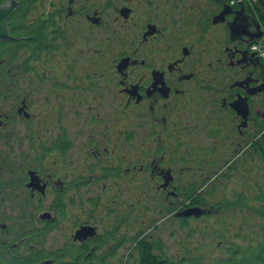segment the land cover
I'll return each mask as SVG.
<instances>
[{
	"label": "flooded vegetation",
	"instance_id": "obj_1",
	"mask_svg": "<svg viewBox=\"0 0 264 264\" xmlns=\"http://www.w3.org/2000/svg\"><path fill=\"white\" fill-rule=\"evenodd\" d=\"M254 1L35 0L25 35L7 18L23 38L0 39V264H125L128 195L173 206L194 164L255 163Z\"/></svg>",
	"mask_w": 264,
	"mask_h": 264
},
{
	"label": "trees",
	"instance_id": "obj_2",
	"mask_svg": "<svg viewBox=\"0 0 264 264\" xmlns=\"http://www.w3.org/2000/svg\"><path fill=\"white\" fill-rule=\"evenodd\" d=\"M4 1L6 0H0V4ZM14 1L16 7L8 17L10 33L25 35L23 31L17 32L16 27L24 26V18L29 16V10L32 9L35 0ZM253 4L261 14V9L264 10V1L255 0ZM257 145L259 149H255V163L258 159L264 165V132L259 134ZM243 154L245 156L240 157V163L246 167L242 170L237 172L236 159H232L231 153H225V158L220 164L207 165L209 169L207 176L203 174L199 179L193 178L191 183L176 186L177 199L174 200L173 206L167 207L166 203L159 206L162 215L164 211L168 215L172 211L175 213L189 206L204 209V212L196 217L174 216L173 213L172 218L168 217L174 226L179 228V232H184L179 238L182 251L169 253L160 237L161 231L132 233L129 234V260L125 264H264V173L257 175L253 169L255 163H250L248 151H244ZM196 166L200 167L199 164L193 165ZM211 174L214 176L209 179ZM236 177L241 179L237 180ZM234 179L237 188H227V182ZM215 192L216 198L209 200ZM202 218L208 219L203 226L205 229L203 236L215 238L220 244L221 253L217 258L204 260L182 247L184 245L182 240L189 237L192 231L188 223ZM244 232L245 237H242ZM233 239H240V242Z\"/></svg>",
	"mask_w": 264,
	"mask_h": 264
},
{
	"label": "rangeland",
	"instance_id": "obj_3",
	"mask_svg": "<svg viewBox=\"0 0 264 264\" xmlns=\"http://www.w3.org/2000/svg\"><path fill=\"white\" fill-rule=\"evenodd\" d=\"M43 2H47L49 0H42ZM41 8V6L39 7ZM38 10V9H37ZM41 10V9H40ZM38 10V11H40ZM261 41V40H260ZM261 42H264V38ZM199 151H204V149H198ZM205 158H208L207 155H205ZM243 163H240V165L237 166V172L238 170H242L245 168V165H242ZM202 167H192V177L193 178H199V175H205L209 173V169L205 168L202 165H199ZM253 169L257 173V175L264 173V165L257 159L255 166H253ZM214 174V173H213ZM211 174L209 179H211L214 175ZM237 180H240L241 177H236ZM239 182V181H238ZM237 188L235 179L230 180L227 182V188ZM206 188V186L204 187ZM208 189V186H207ZM129 194L134 195L135 194V187L129 186ZM116 201V204H120V194H118L116 197H112ZM216 198V192L211 195L209 200ZM162 197L159 195H154L152 197H148L147 199H144L143 201H135V196H129L128 195V223H129V231L132 233L134 231H142L143 234L148 232L151 226L156 227V232L160 233L161 239L164 241V243L167 246V250L169 253L175 254L182 250H180V242L179 238L183 236L182 234L184 232H179V228L174 226V223L169 220L167 215V212L164 211V215L160 213L159 206L164 201L161 200ZM176 200V199H175ZM165 205H168V202H166ZM147 210V211H145ZM166 214V215H165ZM208 219L202 218L200 220H193L188 223V226L191 227L192 230L190 232L189 237H185L183 241L184 245H182L184 250H188L192 254H196L200 257H202L204 260L217 258L219 254L221 253V250L219 249V242L217 239L203 236L205 234L204 225L206 224ZM203 227V228H202ZM171 230L169 233L168 230ZM155 232V233H156ZM154 233V232H153ZM157 233V234H158ZM246 232L241 235L242 237H245ZM237 242H240V239H233Z\"/></svg>",
	"mask_w": 264,
	"mask_h": 264
},
{
	"label": "water",
	"instance_id": "obj_4",
	"mask_svg": "<svg viewBox=\"0 0 264 264\" xmlns=\"http://www.w3.org/2000/svg\"><path fill=\"white\" fill-rule=\"evenodd\" d=\"M16 7V1L14 0H6L0 4V39H12V38H23V37H11L6 32L5 23L9 16V14L12 12V10ZM243 99L236 98L232 103V107L236 110V112L243 113L244 111V102H242ZM243 115V114H242ZM204 212V209L199 206H189L185 207L175 213H173L174 216H198L201 213ZM85 228L81 227L80 230H77L75 232V235L79 234L82 235L81 232H83ZM50 261V259L39 261L37 264H47ZM88 264V263H87ZM90 264V263H89Z\"/></svg>",
	"mask_w": 264,
	"mask_h": 264
},
{
	"label": "built area",
	"instance_id": "obj_5",
	"mask_svg": "<svg viewBox=\"0 0 264 264\" xmlns=\"http://www.w3.org/2000/svg\"><path fill=\"white\" fill-rule=\"evenodd\" d=\"M251 50L255 51L260 58L264 59V42L258 41L252 44Z\"/></svg>",
	"mask_w": 264,
	"mask_h": 264
}]
</instances>
